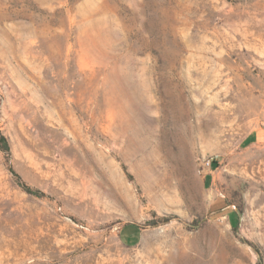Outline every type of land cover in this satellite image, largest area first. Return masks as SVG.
Wrapping results in <instances>:
<instances>
[{
	"label": "rangeland",
	"instance_id": "obj_1",
	"mask_svg": "<svg viewBox=\"0 0 264 264\" xmlns=\"http://www.w3.org/2000/svg\"><path fill=\"white\" fill-rule=\"evenodd\" d=\"M0 137V264H264V0H0Z\"/></svg>",
	"mask_w": 264,
	"mask_h": 264
},
{
	"label": "trees",
	"instance_id": "obj_2",
	"mask_svg": "<svg viewBox=\"0 0 264 264\" xmlns=\"http://www.w3.org/2000/svg\"><path fill=\"white\" fill-rule=\"evenodd\" d=\"M0 150L4 153L8 152V145L6 143V141L0 137ZM215 165V163H213V166ZM19 187H21L22 189L26 190V188L22 185H20Z\"/></svg>",
	"mask_w": 264,
	"mask_h": 264
},
{
	"label": "crops",
	"instance_id": "obj_3",
	"mask_svg": "<svg viewBox=\"0 0 264 264\" xmlns=\"http://www.w3.org/2000/svg\"><path fill=\"white\" fill-rule=\"evenodd\" d=\"M257 140H258L257 136L254 137L253 135H250L244 141L248 143H253L256 142Z\"/></svg>",
	"mask_w": 264,
	"mask_h": 264
}]
</instances>
